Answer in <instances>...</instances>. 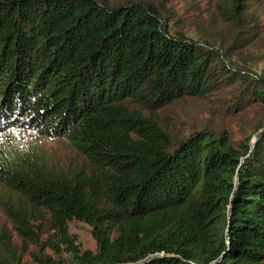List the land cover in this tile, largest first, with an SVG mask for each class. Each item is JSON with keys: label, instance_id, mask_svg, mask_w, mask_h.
<instances>
[{"label": "trees", "instance_id": "1", "mask_svg": "<svg viewBox=\"0 0 264 264\" xmlns=\"http://www.w3.org/2000/svg\"><path fill=\"white\" fill-rule=\"evenodd\" d=\"M261 2L220 3L225 31L253 39L233 57L218 34L170 32L151 2L0 0V136H62L87 161L63 172L0 155V183L30 205L12 217L24 246L42 245L39 264H67L45 248L69 264H264ZM188 100L255 117L235 144L210 121L185 133L161 114ZM73 222L92 228L94 251ZM0 264H27L12 239Z\"/></svg>", "mask_w": 264, "mask_h": 264}, {"label": "rangeland", "instance_id": "2", "mask_svg": "<svg viewBox=\"0 0 264 264\" xmlns=\"http://www.w3.org/2000/svg\"><path fill=\"white\" fill-rule=\"evenodd\" d=\"M112 1L118 4L128 0ZM142 1L151 2L164 10L162 23L172 33L183 32L193 39H198L199 37L212 38L216 34L223 37V41L226 42L225 45L230 46L233 57L237 55V52L232 48L245 49L247 44L253 41V39L247 41L245 37H235L232 31H225L226 26L218 18L219 5L224 0ZM257 14L259 15L258 23L261 22V25H264V0L259 5ZM228 32L231 34H228ZM263 44L264 40L261 42V45ZM229 112L225 105L188 100L171 106L161 114V118L166 122H174L176 124L175 128L184 127L185 133L191 130L190 126L196 123L201 124L202 120L204 123L210 121L216 129L225 131L233 144H235L242 140L246 127H249L255 114L252 113L248 117H230L232 114ZM5 132H9V136H0V155L6 156L10 162L18 161V158H25L29 161L31 158H42L48 164L63 172L80 170L86 166V159L62 136H47L34 130L31 131L28 127H16L15 125L8 128ZM252 140L254 141V138ZM28 207L30 205L27 202L22 201L0 183V248L8 238L12 239L18 254L23 256L24 262L27 264H39V261L32 257L31 251L39 250L42 245L36 246V243H30L29 241L24 246V238L18 236L17 226L13 222L17 218L12 217L14 212L23 214L27 211L28 214L30 211ZM42 215L32 222L35 223L34 227H39L40 240L43 241L49 235L50 222L45 213H42ZM69 231L83 250L94 251L96 249L92 228L89 225L73 222L69 225ZM42 250L43 254L37 253L40 258L51 256L56 258V260H64L69 264L70 255L67 251H63L60 257H56L49 248Z\"/></svg>", "mask_w": 264, "mask_h": 264}]
</instances>
